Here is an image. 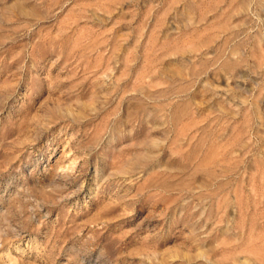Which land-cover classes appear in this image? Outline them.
<instances>
[{
    "label": "rangeland",
    "instance_id": "374dc122",
    "mask_svg": "<svg viewBox=\"0 0 264 264\" xmlns=\"http://www.w3.org/2000/svg\"><path fill=\"white\" fill-rule=\"evenodd\" d=\"M0 264H264V0H0Z\"/></svg>",
    "mask_w": 264,
    "mask_h": 264
}]
</instances>
